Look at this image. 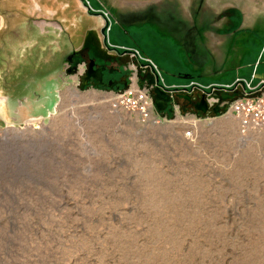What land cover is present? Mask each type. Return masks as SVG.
<instances>
[{
  "label": "rangeland",
  "instance_id": "374dc122",
  "mask_svg": "<svg viewBox=\"0 0 264 264\" xmlns=\"http://www.w3.org/2000/svg\"><path fill=\"white\" fill-rule=\"evenodd\" d=\"M0 11L17 32L0 29V264H264V124L244 131L230 108L264 97V0H0ZM101 26L173 94L162 113L151 90L158 122L63 66Z\"/></svg>",
  "mask_w": 264,
  "mask_h": 264
},
{
  "label": "flooded vegetation",
  "instance_id": "af4514ba",
  "mask_svg": "<svg viewBox=\"0 0 264 264\" xmlns=\"http://www.w3.org/2000/svg\"><path fill=\"white\" fill-rule=\"evenodd\" d=\"M132 55L134 54H131L129 49L109 44L105 28L101 26L97 31L89 30L81 44L63 56V66L65 65L68 72L78 76L79 86L82 89L93 88L106 90L109 93L119 92L129 85L132 77L136 78L139 85L147 80L148 85H153L152 91L156 86L161 88L160 78L148 68L143 69L144 65ZM150 77L154 84L150 82ZM164 90L167 91L169 100H172L173 94L169 92V89ZM5 100L3 104L9 100L8 97Z\"/></svg>",
  "mask_w": 264,
  "mask_h": 264
},
{
  "label": "built area",
  "instance_id": "2783aa9c",
  "mask_svg": "<svg viewBox=\"0 0 264 264\" xmlns=\"http://www.w3.org/2000/svg\"><path fill=\"white\" fill-rule=\"evenodd\" d=\"M143 68H148L160 78L157 68L154 66V64H152V62H145ZM164 86L165 85H161V87L165 89L166 87ZM152 87L153 85H148L147 82L139 85L136 78L132 77L129 85L126 88L119 92L111 93L113 105L115 107H121L125 111L134 114V116H137L139 120L158 122L160 117L157 114L158 112L155 110V108H153L152 97L150 95L152 94ZM234 88L236 87L234 86ZM252 93L253 91H251L249 94ZM230 103V108L239 116L241 128L244 131L250 128L259 127L264 124V97L262 98L244 95L242 97L236 98Z\"/></svg>",
  "mask_w": 264,
  "mask_h": 264
},
{
  "label": "water",
  "instance_id": "95a60500",
  "mask_svg": "<svg viewBox=\"0 0 264 264\" xmlns=\"http://www.w3.org/2000/svg\"><path fill=\"white\" fill-rule=\"evenodd\" d=\"M47 84H46V88L45 89H48V84L50 83L49 80H47ZM53 81V80H52ZM150 82H154L153 79L150 77ZM56 89H54V92L56 94V91H57V87H55ZM153 93H154V102L156 105L158 106H161L162 108H164L169 100V96L167 95V93L161 89L160 87L156 86L153 90ZM224 97V96H223ZM183 99L184 100H187L188 102H191V98L190 96H183ZM54 104H55V101H52L50 102V105H49V108H48V111H43L40 113V115H42V117H46L50 112L53 111L54 109ZM194 108L201 111V112H206L207 111V105L205 104L204 102V99L201 98L198 102H196L194 104ZM217 110L216 107L212 108V111L215 112ZM36 116V115H35Z\"/></svg>",
  "mask_w": 264,
  "mask_h": 264
},
{
  "label": "crops",
  "instance_id": "0c3cea01",
  "mask_svg": "<svg viewBox=\"0 0 264 264\" xmlns=\"http://www.w3.org/2000/svg\"><path fill=\"white\" fill-rule=\"evenodd\" d=\"M259 12H257V14H258ZM257 14H250V16H248L246 19L244 18V17H242L241 16V20H242V26L244 25V27L245 28H247V29H249V28H252L253 26H254V24H255V21L257 20V18H256V15ZM11 18H16V14L15 13H13V14H11ZM17 18H19L18 16H17ZM8 19L10 20V16H6V15H4V13L3 12H1L0 11V29L2 28V30L3 29H5V30H7V33L9 34V33H13L14 34V36H16V34H17V32H15V30H13L14 28H10V29H8V27H9V25H10V23L8 22ZM231 19H233V17H231ZM17 26L19 25V24H16ZM18 29H20L19 27L18 28H16V30H18ZM89 30H85L83 33V37H82V39H81V42H82V40H83V38H84V36L86 35V33L88 32ZM35 34L37 35L36 37H38V36H40V31L39 30H37V32H35ZM39 38V37H38ZM37 38V39H38ZM19 41H20V39L19 38H17V43H19ZM81 42H80V44H81ZM73 42H72V40L70 41V47H72V44ZM71 50V49H70ZM64 58V57H63ZM62 59V58H61ZM61 64V63H60ZM62 65V64H61ZM61 65H59L60 67H61ZM60 67L59 68H56L54 71L56 72V70H58V69H60ZM54 72V73H55ZM240 77H242L241 75H240ZM250 77H254L253 79H255V75L253 74V73H251V75H250ZM169 82H172V81H168V83Z\"/></svg>",
  "mask_w": 264,
  "mask_h": 264
},
{
  "label": "trees",
  "instance_id": "16d2710c",
  "mask_svg": "<svg viewBox=\"0 0 264 264\" xmlns=\"http://www.w3.org/2000/svg\"><path fill=\"white\" fill-rule=\"evenodd\" d=\"M156 105V104H155ZM167 105L164 107V108H162L161 106H158V105H156V109L158 110V111H160V112H165V110L167 111Z\"/></svg>",
  "mask_w": 264,
  "mask_h": 264
}]
</instances>
